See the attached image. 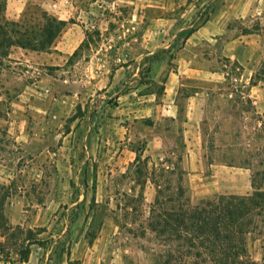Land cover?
Here are the masks:
<instances>
[{"label": "crops", "instance_id": "obj_1", "mask_svg": "<svg viewBox=\"0 0 264 264\" xmlns=\"http://www.w3.org/2000/svg\"><path fill=\"white\" fill-rule=\"evenodd\" d=\"M151 1L171 13L148 25L149 32L172 31L158 46L166 48L182 31L194 29L151 63L148 82L133 83L137 72L117 64L89 79L79 77L80 85L88 80L91 85L56 97L54 74L41 72L45 68L36 66L34 59H50L37 63L55 65L58 56L67 63L81 43L82 27H68L61 41L47 50L13 44L3 55L0 68L7 60L25 64L23 74L34 78L18 89L0 86V110L6 104L12 112L27 106L62 112V145L55 151L47 144L46 157H64L69 207L79 205L61 253L33 242L28 258L17 264H125L143 218L149 224L154 212L178 203L181 193L193 204L219 194L252 193V169L219 159L230 157L225 155L224 139L230 135L226 121L232 111L244 114H239L243 127L251 114L255 128L264 124V36L241 28L252 9L256 18L261 15L258 1L263 0ZM42 4L52 13V0ZM30 5L31 0H6L3 14L10 20L25 19ZM207 5V17L195 25ZM55 49L61 53L56 55ZM66 71L64 82L71 80V70ZM231 81L239 86L230 87ZM241 102L249 108H240ZM76 106L82 115L69 117ZM46 124L52 128L56 121L48 118ZM50 132L47 137L52 139Z\"/></svg>", "mask_w": 264, "mask_h": 264}, {"label": "rangeland", "instance_id": "obj_2", "mask_svg": "<svg viewBox=\"0 0 264 264\" xmlns=\"http://www.w3.org/2000/svg\"><path fill=\"white\" fill-rule=\"evenodd\" d=\"M42 1L44 0H31L25 20L31 23L45 22L41 15V11L44 10ZM52 1L54 9L50 14L67 21L55 38V44L61 41L68 27L83 28L81 43L71 52L67 63L64 64L58 56H55V65L37 63V61L48 62L50 59L38 57L34 59L36 62L33 63L36 66L45 68L41 72L50 70L54 74L53 86L56 97H61L70 89L77 90L82 84L83 86L91 85L90 80L80 85L79 77L84 76L89 79L106 66L112 69L117 64L126 65L131 73L137 72L132 79L133 83L143 80L148 82L151 63L172 51L180 37L189 30L182 31L179 37L169 41L171 45L162 48L158 44L164 41L165 37H170L172 31L168 29L166 32L148 31V25L152 19L171 15L160 7L159 2L151 0ZM258 4H261L263 8L261 15H257L259 17L256 18V12L252 9L244 18L245 24H242L241 28L247 32L259 30L264 36V0L262 3L258 1ZM209 9L210 6L207 5L202 10L195 25L207 17ZM71 32L72 36L76 34L73 30ZM55 51L56 55L60 52L58 49ZM24 67L27 68L25 64H14L7 60L0 68V86L18 89L29 85L34 76L24 75L22 72ZM64 68L71 70L69 71L70 81H63L65 73L68 72ZM37 72H39L38 69ZM42 82L46 83L45 80ZM228 85L232 88L239 86L238 81H231ZM9 97L10 95L5 96V98ZM38 98L44 101L42 96ZM4 102H7L6 99ZM50 106L52 107L53 104ZM242 107L249 108V105L241 102L240 108ZM51 111V108L47 112V110L27 106L21 111L12 112L8 110L6 104L0 110V264L19 263L30 244L29 238L54 249L66 247L70 220L79 213L77 207L79 205L69 207L68 187L63 184L64 157L56 155L54 159L46 157L47 144L49 149L53 148L55 151H58L57 148L62 145L63 125L60 119L64 116L61 111L58 114H55L56 111ZM240 113H242L240 110L232 111L226 121L230 124L227 132L230 135L225 136L224 147L225 155L230 157L219 160L233 165L249 166L253 172L254 185L258 190L264 191V124L255 128L253 126L255 116L251 114L247 118L248 125L243 127L240 124ZM80 114L82 115V112L76 106L68 116L73 118ZM48 118L56 121L54 127L47 128ZM89 118L91 119L92 115ZM70 129L75 133L76 128L73 123ZM47 130L49 135H52L50 131L53 130L52 139L47 137ZM52 141L54 143H50ZM183 200H186L185 195L180 198V202ZM188 200L192 203L190 199ZM253 217L257 223L261 222L262 217L258 215ZM162 218L163 216L150 218L149 224L146 223L147 219L143 218L142 225L134 231L137 239L130 241L132 252L125 256V264H213L210 259L203 261V256L195 255L197 252L205 255L208 251L201 246L199 240L193 246L183 239L190 230L186 232L182 226L174 228L171 225L161 233L159 230L163 228V224L160 221V225L157 224L158 230L154 231L152 228L156 221ZM179 234L180 237H177ZM247 248L256 264H264L262 257L264 229L261 234L258 231L248 234ZM183 252L191 254L187 257L189 261L175 258L164 263L170 254L176 256L179 253L184 254Z\"/></svg>", "mask_w": 264, "mask_h": 264}, {"label": "trees", "instance_id": "obj_3", "mask_svg": "<svg viewBox=\"0 0 264 264\" xmlns=\"http://www.w3.org/2000/svg\"><path fill=\"white\" fill-rule=\"evenodd\" d=\"M6 0H0V64L2 57L8 52L13 44L33 50H47L67 24L64 19L41 11L45 22H28L22 20L7 19L4 14ZM194 28L188 30L191 33ZM178 203L163 207L157 213L154 212L152 218L158 219L153 226V230H158L157 224H163L159 231L162 233L171 225L174 228L183 227L188 234L183 237L189 241L190 245H195L199 240L201 246L208 249L205 255L197 252V257L203 256V261L211 260L213 264H256L248 253V234L258 231L259 234L264 229V191L258 190L254 185V190L248 195L219 194L212 198L201 199L198 204L189 202L188 199ZM262 217L257 223L253 216ZM152 224V223H151ZM180 237V234L177 235ZM179 239V238H178ZM30 244L40 243L29 238ZM64 246L57 249L61 253ZM29 246L26 248L21 260L28 258ZM170 254L164 263L171 260L185 259L191 256L190 253ZM161 263V262H159Z\"/></svg>", "mask_w": 264, "mask_h": 264}]
</instances>
